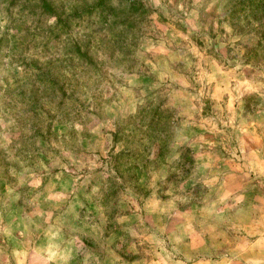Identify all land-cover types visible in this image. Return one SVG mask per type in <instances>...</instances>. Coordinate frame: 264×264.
I'll return each mask as SVG.
<instances>
[{
	"label": "rangeland",
	"instance_id": "rangeland-1",
	"mask_svg": "<svg viewBox=\"0 0 264 264\" xmlns=\"http://www.w3.org/2000/svg\"><path fill=\"white\" fill-rule=\"evenodd\" d=\"M0 264H264V0H0Z\"/></svg>",
	"mask_w": 264,
	"mask_h": 264
}]
</instances>
